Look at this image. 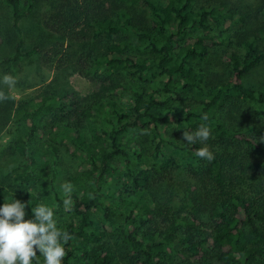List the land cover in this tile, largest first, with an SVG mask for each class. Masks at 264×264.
Here are the masks:
<instances>
[{"label": "trees", "instance_id": "trees-1", "mask_svg": "<svg viewBox=\"0 0 264 264\" xmlns=\"http://www.w3.org/2000/svg\"><path fill=\"white\" fill-rule=\"evenodd\" d=\"M1 2L18 34L42 8L54 38L21 37L0 66L36 55L54 75L39 95L0 102L19 159L9 178L32 189H0V206L18 199L26 218L51 207L73 237L62 264H264V80L245 82L264 62V0ZM70 72L92 90L77 94ZM201 123L209 140L181 139ZM205 145L211 162L196 156Z\"/></svg>", "mask_w": 264, "mask_h": 264}, {"label": "clouds", "instance_id": "clouds-1", "mask_svg": "<svg viewBox=\"0 0 264 264\" xmlns=\"http://www.w3.org/2000/svg\"><path fill=\"white\" fill-rule=\"evenodd\" d=\"M16 84L15 76L7 73L0 76V85L9 90L15 88ZM7 99L9 96L0 90V102ZM201 119L207 121V114ZM210 136V127L201 123L194 132L183 131L181 139L188 144H195L197 141L206 142ZM261 140L264 141V137ZM196 156L208 162L214 159L206 145L196 150ZM61 189L66 196L63 200L64 210L70 212L73 210L72 185L65 182ZM26 207L18 199L0 206V264H33L38 254L43 257L44 264H62L66 255L64 245L73 237L57 227L51 207L37 204L31 208V218H26ZM36 264H39L38 260Z\"/></svg>", "mask_w": 264, "mask_h": 264}, {"label": "rangeland", "instance_id": "rangeland-1", "mask_svg": "<svg viewBox=\"0 0 264 264\" xmlns=\"http://www.w3.org/2000/svg\"><path fill=\"white\" fill-rule=\"evenodd\" d=\"M242 3H253V0H241ZM42 8H36L31 16L26 17L21 23V32L18 34L10 26V12L0 0V60L10 57L13 53L14 45L22 37V45L25 48L30 47L32 43H44L50 38H54L48 31H46L40 24L37 15H41ZM37 12V13H36ZM39 17V16H38ZM50 37V38H49ZM214 60H219L217 55L213 56ZM218 63V62H217ZM213 69V68H212ZM3 70L17 78L15 88L9 90L4 86V92L13 97V99L27 98L29 96L39 95L45 88V85L51 80L54 75L53 71H48L42 67L36 55L28 58L21 57L15 62H10L0 66V76L6 74ZM219 71V70H218ZM68 85L79 95H85L93 88V84L86 78L78 75L77 73L70 72L64 74ZM220 75V74H218ZM264 80V62L250 71L246 77V84L254 87ZM10 134L5 130L0 132V189L5 191L6 194L12 195L20 189L31 191L30 187L18 185L10 180V174L18 167L19 159L17 155L12 153L7 145ZM64 163L66 167L72 171L75 169L79 160L71 158L64 154ZM26 188V189H24ZM108 242L111 244L110 239ZM112 245V244H111ZM36 260H38L36 258ZM36 260L33 264H36ZM39 264H44L38 260Z\"/></svg>", "mask_w": 264, "mask_h": 264}]
</instances>
